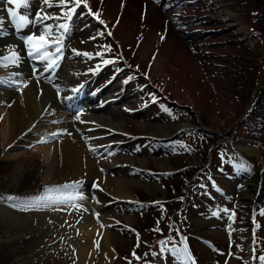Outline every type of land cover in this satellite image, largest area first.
Listing matches in <instances>:
<instances>
[{"label": "rangeland", "instance_id": "374dc122", "mask_svg": "<svg viewBox=\"0 0 264 264\" xmlns=\"http://www.w3.org/2000/svg\"><path fill=\"white\" fill-rule=\"evenodd\" d=\"M108 1L88 0V8L81 4L76 9L71 23L78 27L84 19L86 26L64 35L57 74L70 85L78 81V75H71L78 69L92 76L91 62L100 65L101 73H112L110 87L118 86L113 91L120 93L111 97L118 103L110 106V113L90 111L100 119L107 112L105 117L114 124V132L95 142H116L101 152L113 168L97 170L123 178L129 192L115 195L102 188L100 177L69 173L66 164L50 171V179L43 182V162L22 160L20 154L52 145L8 143L9 149L3 146L0 151V264H189L188 256L195 264H261L257 258L264 257V185L262 195L254 191L261 184L257 171L264 170L259 169L264 158L250 150L249 141L264 147V0H112L118 12L106 20ZM5 7L0 4V16L13 24ZM41 7V0H31L29 11L34 15ZM129 10L138 19L133 39L115 33L116 28L123 30L121 19L130 16ZM34 30L29 25L20 34ZM145 30L159 41L143 56L139 45L148 34ZM34 33L39 36L40 30ZM166 44L178 48L179 56L172 63L164 60L162 72L156 74L153 63L158 51L167 57ZM71 60L80 65L70 68ZM28 65L33 69L32 62ZM69 68L71 73H64ZM1 88L18 92L24 84ZM54 100L61 109L64 104ZM8 106L0 104V126H7ZM31 123L33 131L43 124ZM14 125L22 127L20 122ZM256 127H261L260 137H255ZM29 128L28 137L49 140ZM3 130L2 139L7 135ZM65 131L47 142L59 143L69 135L68 128ZM87 153L90 159H100L90 149ZM73 182L81 187L60 195L51 191ZM38 193L71 199L24 203ZM61 205L68 216L65 227L53 212ZM83 229L86 258L71 246Z\"/></svg>", "mask_w": 264, "mask_h": 264}, {"label": "bare ground", "instance_id": "6f19581e", "mask_svg": "<svg viewBox=\"0 0 264 264\" xmlns=\"http://www.w3.org/2000/svg\"><path fill=\"white\" fill-rule=\"evenodd\" d=\"M195 3H196V0H195ZM0 4H3V3H0ZM116 9H118V7L116 6V2L115 1L113 2L112 0L111 2L108 1L106 3L105 16H104L105 19L110 20L112 17L116 16L117 15L116 12H118L116 11ZM58 12L59 11L57 10L56 13ZM48 13H52V12L49 11ZM128 13L130 16L127 17L126 15H124L123 18L121 19V22L124 23V24H120V25H123V30L122 28H116L115 33L117 36H121L127 39H131V38L133 39L134 33H135L134 32L135 24L138 23V19L137 17H134V10L133 11L129 10ZM96 14L97 13L93 15L96 16ZM230 17H233V15H231ZM238 19L240 20V18ZM100 20H102V18H100ZM47 23L53 25V31H54L55 25H56L55 22L52 20H49L47 21ZM65 23H68V22H65ZM81 25L86 26V23L82 21ZM41 27L42 26H39V25L37 27H34L35 30L33 32H36L37 29L38 31L41 30ZM4 28L8 30L9 34L0 37V55H5V54L10 55L8 48L6 46H17V51L19 52L22 59L18 67L16 66L14 67L11 65L8 67H1L0 79H2L4 83L0 85L5 86V87H10L16 84H24V88L22 90H19L18 92L16 91L14 92L11 89L1 88L2 86L0 87V104H2L4 101L9 103V106H8V109H6V115H5L7 126L5 127L3 124H1L0 126L1 129L7 130V135L3 139H2V136H4V130L0 132V151L3 146H4L3 149H9V145L12 142L13 143L11 144V146L17 145L18 142H19V146L29 145L30 142H34V144L46 142L45 144H51L52 148L50 147V145L41 146L42 148H36L35 146L33 151L27 150V151H23V154H20L21 155L20 159L22 160H25V158L27 157H31V158L33 157V160L40 159L43 162V173L41 174L43 182H46L50 179V174H49L50 171L56 170L58 166H61V165L64 166L66 164L65 166H67V168L65 166L64 167H65V170L66 171L68 170L69 173H75L74 170H76V171H79L78 174H81V175L83 174L82 176L80 175L81 177L85 175H93V176L100 177L101 180L104 181V183H101L102 188L106 189L107 191H112L115 195L126 196V194L129 192L127 190L128 184L124 183L123 178H118L115 176V174L114 176H112L113 174H106L105 172L102 173L100 171L102 168H105V167L113 168L111 163H109L110 160L108 162V159H105V157L102 156L103 153L101 152L107 150V148L110 145L116 143V142H109L106 144L95 143V142H98V140L96 139L102 136H106L108 135L110 131H113L112 125L114 124L110 123L105 117L107 112L104 115H101V119H100L99 116L96 114L87 113L89 109H92L93 107L92 105H89L88 103H82L80 108L83 111H79L78 113H76L75 117H70L69 113L64 112L62 108L60 109L59 108L60 104L58 105L56 101L54 100V99L59 100L60 102H62V104L68 106L70 102L73 101L78 95H81L85 87L89 86L93 82L98 81L99 85L96 86V83L91 85V88H90L91 95L89 96L98 98L99 95L101 94V90L103 91V89H105L106 94L104 93L101 94L100 102L98 106L101 109H103L101 111H107V110L109 111L110 106H108V102L112 101V98L110 97L112 95H117L119 93V92L113 91L118 86H113L111 89H107L108 86H111V82H109L110 81L109 78L112 76V73L107 72V71H105L104 73H101L98 68L100 65H96L97 63L91 62L88 64V66L90 67L88 69L92 70L91 74L93 75V77L101 76L102 78L95 80L93 77H91L89 79L88 78L89 76H87L86 74H82L81 70L78 69V73L71 74L74 77L78 75V81L74 82L72 80L71 81L72 84L68 85L64 82V78H59V76L55 74L53 69L49 70L45 68L46 62L32 60L26 55V45H25V42L22 39H20V36H26L29 33L28 34L16 33L14 26L9 25L7 23L4 24ZM126 30L128 31L125 33H121L122 31H126ZM151 30L152 29H150V31ZM111 31L109 30L110 33ZM145 31H148V30H145ZM56 32L57 34H60L59 31H56ZM89 33H90V30H89ZM147 35L148 37H146ZM147 35L144 36L141 44L139 45L140 46L139 52L143 56H145V54L148 53L147 48H150L151 46L155 47L159 41V40L157 41L159 37H157L158 35H155V33H151L148 31ZM170 46L171 45L168 46V44H166V47L168 48L166 51V54H164L167 56L166 58H164L163 54L162 53L160 54V52L158 51L157 54L159 55L156 56L157 59L153 63V67H152V69L155 71L156 74H160L159 72H162L164 60H167L168 63H172L171 61L173 59H176L179 56V49L178 48L174 49L173 47H170ZM186 57L190 58L189 55H187ZM28 62H32L35 64L36 67H38V68L33 67V69L35 68V72L32 68H30V66L28 65ZM185 62L187 61H184V63ZM76 64L80 65V63L77 62L76 60H71L70 68H72L73 66H76ZM65 68H68V67L66 66ZM70 68L65 70L64 73H67V72L71 73ZM13 73L18 74V76L24 77V79L26 78V80L15 78L12 75ZM39 77H42L46 82H44L43 80H39ZM38 81L41 83H39ZM48 84H50L51 86L55 88L56 90L55 94H53L54 90H52L53 91L52 92L48 88ZM31 114H32V117H31ZM0 119L3 120L2 117H0ZM31 119H33V122L36 120V121L43 122V124L37 130L33 131L31 128H29L32 124ZM78 120L86 122L84 124L81 123L83 127H80L81 124L78 123L79 122ZM17 122H20L22 124V127H21L22 130L18 128L16 129V126L14 124ZM77 123L79 125H77ZM27 128L33 131L32 134L41 133L43 138H46L49 140L53 138L54 134L63 132L67 130V128L69 130V135L66 134L65 136H63V138L60 139L59 143L58 142L56 143L47 142L49 140H44V141L39 140L40 141L39 142L35 138L28 137L29 132L27 133L28 131ZM102 132H105V134L102 135L101 134ZM14 135L16 136L14 137ZM49 136H52V137L48 138ZM5 139L6 141L2 142V140H5ZM86 140H92L93 142H91L89 145H84L86 143ZM8 143L9 145H7ZM108 144L109 146H107ZM50 148H51V152H50ZM88 149L94 151V153L96 154H100L98 156L100 159L97 161L90 159V157L88 156L89 154L87 153ZM255 150L256 149H253V151ZM259 152H263V151L260 149L258 153ZM63 157L65 160H67V162H64V164H62L64 161L62 160ZM46 164L47 166H45ZM263 165H264V161L262 162L260 166L262 167ZM93 166L95 167V171H93ZM97 169H100V170L98 171ZM59 191L55 193H59L60 195V193H65V192H68L69 190L59 189ZM35 195H37L38 197H45V196L51 197V193H41L40 195L38 193ZM62 207L63 205L53 208V212L58 213L57 215L63 218L61 222L63 224V227H65L67 226L68 223L66 219L64 218H68V216L66 215L65 210ZM84 218L86 217H83V219ZM82 225H84V222L83 224L79 223L78 227L82 228ZM75 231L77 230L75 229ZM81 232H83V236L78 240V242H76V244L74 242L73 245L71 246H76L77 248H79V250L81 249L83 258H86L87 257L86 255L87 254V249H86L87 244L85 241L86 234L84 233V229L80 231V233ZM82 241H85V243L82 244L81 243ZM105 243H108V241L105 240Z\"/></svg>", "mask_w": 264, "mask_h": 264}, {"label": "snow or ice", "instance_id": "6c2138e0", "mask_svg": "<svg viewBox=\"0 0 264 264\" xmlns=\"http://www.w3.org/2000/svg\"><path fill=\"white\" fill-rule=\"evenodd\" d=\"M6 7L3 9L8 13L11 19L15 32L20 33L31 25L32 27L42 26L39 36L35 33L28 34L26 36H20L26 45V55L32 60H38L45 63L46 69H54L59 66V60L62 58L63 52V38L64 35L70 31V26L68 23H59L55 25L56 31L60 32V35H56L53 31V25L48 24L47 21H57L66 20L71 21L76 9L83 4L85 8H88V0H41L42 7L38 9L33 15L29 9L31 8V0H0ZM8 5H14V7H7ZM49 8H59V13H48ZM23 9L24 11H18ZM96 15H99L98 13ZM31 17V18H30ZM100 23H104L102 20ZM5 19L0 16V37L8 35L9 32L4 28ZM111 35V33H108ZM103 35V33H101ZM8 48L9 54L0 55V67L16 66L18 67L22 57L17 51V46H6ZM110 50V48H109ZM75 52V50H73ZM81 55H86L91 57L90 53H77ZM97 55H102V53H97ZM105 63H111L112 61H104ZM35 72V68L33 69ZM13 76L18 75L16 73ZM4 83L0 79V84ZM75 91V90H74ZM81 187L80 182H73L72 184H66L63 186H57V188L51 189V191H57L59 189H72L78 190ZM79 199H84L83 195L78 197ZM10 199H15L10 197ZM71 199V198H68ZM68 199L59 198L53 199L51 197H32L25 201V204H35L41 201H51L53 203H67ZM225 211H228L225 209ZM264 215V213H261ZM163 243V242H162ZM187 252V249H185ZM261 264H264V257H258ZM189 264H195V262L188 256Z\"/></svg>", "mask_w": 264, "mask_h": 264}, {"label": "trees", "instance_id": "16d2710c", "mask_svg": "<svg viewBox=\"0 0 264 264\" xmlns=\"http://www.w3.org/2000/svg\"><path fill=\"white\" fill-rule=\"evenodd\" d=\"M174 192H175V190H174Z\"/></svg>", "mask_w": 264, "mask_h": 264}]
</instances>
